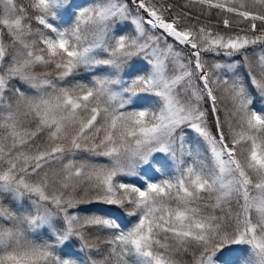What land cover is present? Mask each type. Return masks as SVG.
<instances>
[{
	"label": "snow or ice",
	"instance_id": "1",
	"mask_svg": "<svg viewBox=\"0 0 264 264\" xmlns=\"http://www.w3.org/2000/svg\"><path fill=\"white\" fill-rule=\"evenodd\" d=\"M256 100L264 0H0V264H264Z\"/></svg>",
	"mask_w": 264,
	"mask_h": 264
},
{
	"label": "trees",
	"instance_id": "2",
	"mask_svg": "<svg viewBox=\"0 0 264 264\" xmlns=\"http://www.w3.org/2000/svg\"><path fill=\"white\" fill-rule=\"evenodd\" d=\"M20 2L26 4L28 2V0H20ZM75 2L77 4H80L81 6H84V5L87 6L89 3H91V0H75ZM84 75H86V73H84ZM255 103L257 106L264 105V101L256 100ZM3 206L6 208H10V209L14 210L12 205L9 204L7 201L3 202ZM82 207H90V206L86 205V206H82ZM82 214H87V213H82ZM86 261H87V255H86V253H82L80 264H86ZM185 264H187V258H185Z\"/></svg>",
	"mask_w": 264,
	"mask_h": 264
}]
</instances>
